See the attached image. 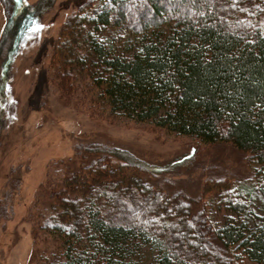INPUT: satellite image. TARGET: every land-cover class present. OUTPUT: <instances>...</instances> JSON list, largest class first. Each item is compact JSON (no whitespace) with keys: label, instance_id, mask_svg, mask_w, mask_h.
<instances>
[{"label":"trees","instance_id":"obj_1","mask_svg":"<svg viewBox=\"0 0 264 264\" xmlns=\"http://www.w3.org/2000/svg\"><path fill=\"white\" fill-rule=\"evenodd\" d=\"M3 1L5 100L13 59L47 3ZM52 58L61 93L82 94L74 87L86 77L88 106L202 145L229 143L255 170L238 190L222 179L206 186L238 217L216 225L163 176L190 163L81 144L46 175L45 201L26 217L36 249L54 248L41 264L264 263V0H86L66 16Z\"/></svg>","mask_w":264,"mask_h":264},{"label":"rangeland","instance_id":"obj_2","mask_svg":"<svg viewBox=\"0 0 264 264\" xmlns=\"http://www.w3.org/2000/svg\"><path fill=\"white\" fill-rule=\"evenodd\" d=\"M85 1L43 0L47 4L38 23L26 33L10 66L7 99L0 98V264H41L39 257L54 251L43 245L36 249L32 223L26 217L35 216L45 201L46 175L52 179L60 162L73 156L74 148L81 144L124 148L153 164H169L180 158L183 164L190 163L187 170L177 167L174 174L163 176L170 182V190L196 199L193 211L204 209L216 225L238 217L212 199L219 189L206 192V186L222 179L234 190L254 179L255 168L248 154L229 143L202 145L150 123L111 115L98 103L88 106L84 95L95 87L86 77L74 87L82 94L58 91L52 83V48L66 16ZM6 6L0 0V37ZM19 183L21 190L16 192ZM239 263L254 264L247 260Z\"/></svg>","mask_w":264,"mask_h":264}]
</instances>
